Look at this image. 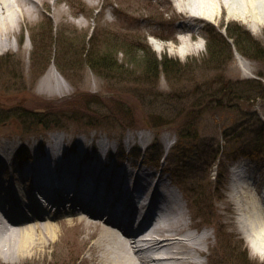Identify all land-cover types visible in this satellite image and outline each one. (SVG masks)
<instances>
[{"label":"rangeland","instance_id":"obj_1","mask_svg":"<svg viewBox=\"0 0 264 264\" xmlns=\"http://www.w3.org/2000/svg\"><path fill=\"white\" fill-rule=\"evenodd\" d=\"M109 1L110 5L107 0H47L38 15L20 17L15 12L12 31L7 39L2 37L0 49V110L17 107L49 115L58 126H30L25 132L15 118L0 124V146L10 147L8 160L0 159V182L21 176L34 151L53 145L51 133L66 137L64 156L70 161L77 141L85 139L89 159L84 163L100 158L128 170L136 166L156 175L161 172L168 189L184 204L187 200L201 210L207 232L217 229L220 220L226 222L231 238L217 237L216 247L199 258L202 264H264V256L253 253L245 238L240 215L225 217L221 207L237 184L251 186L262 180L264 23L256 25L218 8L214 19L189 23L195 34L187 48L179 39H187L189 33L176 31L182 21L171 17L177 11L174 2ZM57 8L64 17L54 15ZM228 29L246 36L251 58L228 40ZM217 34L224 41L215 40L214 46L228 59L209 57L206 42ZM172 35L175 38L168 40ZM142 48L156 61L158 76L142 72ZM86 51L96 57L111 53L109 70L101 75L89 68ZM163 61L168 78L162 72ZM47 72L53 82L42 92L40 79ZM248 80L258 83L255 89ZM164 120L172 123L160 124ZM102 141L109 147L105 158L99 156ZM56 158L61 161V156ZM236 165L240 171L235 175ZM63 206L60 216L68 219L69 210ZM48 213L55 214L53 209ZM68 237L71 242L66 240L62 252L47 246L23 258L4 254L0 264H91L86 232Z\"/></svg>","mask_w":264,"mask_h":264},{"label":"bare ground","instance_id":"obj_2","mask_svg":"<svg viewBox=\"0 0 264 264\" xmlns=\"http://www.w3.org/2000/svg\"><path fill=\"white\" fill-rule=\"evenodd\" d=\"M46 1L0 0V49L2 37L7 39L12 31L15 12L20 17L25 13L38 15L39 6ZM169 1L177 8L171 17L182 21L175 30L189 33L187 39H179L187 48L191 47L189 40L195 34L189 23L214 19L218 8L225 9L229 16L251 20L256 25L264 23V0ZM106 3L110 5L109 0ZM54 15L62 18L65 12L57 8ZM174 38L172 35L168 40ZM237 60L244 61L240 56ZM52 82V74L47 72L40 79V90L43 92ZM146 138L145 134L141 137L143 141ZM48 139L53 145L45 151L35 149L33 152L34 167L29 169L35 172L36 179L32 188L44 193L54 206H61L66 200L80 205L81 211L69 210L68 219L61 217L62 212L58 209L55 214L36 213L32 188L24 186L27 170H22V177L12 178V182L3 180L0 182V255L23 258L37 248L47 246L55 248L56 253L62 252L63 244L70 241L68 236L86 232L91 264H202L199 258L209 255L216 247L217 237L231 238L224 220L219 221L217 229L214 227L207 232L208 222L203 219L201 210H195L186 199L184 204L173 190L168 189L161 172L156 175L136 166L128 170L100 158L94 163H84L89 159V142L85 139L77 141V151L73 152L74 158L70 161L64 156L68 153L64 146L66 137L51 133ZM9 151V146H0V159L8 160ZM42 156H47L50 164L46 157L39 158ZM57 156H61L60 162ZM261 176L259 184H237L235 192L221 207L225 217L240 215V227L253 253L264 256V171ZM193 201L196 200L193 198ZM20 211H25V215ZM78 213L84 216H76ZM57 217L55 223L50 222ZM134 218L136 225L131 229ZM191 254L195 256L192 258Z\"/></svg>","mask_w":264,"mask_h":264},{"label":"trees","instance_id":"obj_3","mask_svg":"<svg viewBox=\"0 0 264 264\" xmlns=\"http://www.w3.org/2000/svg\"><path fill=\"white\" fill-rule=\"evenodd\" d=\"M243 34L239 31L236 32H231L229 29L227 30L226 33V37L228 38V40L234 45L236 46L238 52L244 56V57H249L251 58V55L247 54V48L245 47V41H244V36H242ZM217 36V37H216ZM210 41L206 42L207 44V48H208V54L209 57L213 58L214 60H219L222 58L228 59L230 58V56H226L224 55V52L219 51L220 49L217 48L216 46H214L215 43H217L215 40L218 41H224V38H222V36L220 35H212V37H209ZM226 42H228L226 40ZM256 47V43H252L251 46ZM250 49V48H249ZM138 51H140L142 53V60L145 61L146 63L144 64V69L142 72L146 73V72H150L151 74H153V76H158V72L156 71L157 67H156V61L154 60H149V52L146 48H142L139 49ZM254 51V50H252ZM249 53V52H248ZM85 55L84 59L86 61V64L88 65L89 68H91L92 70H94L95 72H101L100 74L102 75L103 72H107L109 70L108 66H109V62L108 59L110 58V55H102V57H96L93 56L92 53L90 51H86L85 53H83ZM254 54V53H253ZM253 58H258L256 57V55H253ZM152 63H154L152 65ZM161 68H162V72L165 75L166 78L169 77V72H167V62L163 61ZM151 70V71H150ZM246 83H248L249 85H251V89H255V85H258V83H256L255 80H248L246 81ZM14 119L18 121V123L21 125V127L23 128V130L25 132H28L30 129V126H43L44 129H49V127H53V126H58V124H56V120L53 118H50L49 115H40L38 113L35 112H31V111H25V110H21L20 108H11L9 110L6 111H2L0 110V124H4L5 122H7L10 119ZM49 119V120H48ZM47 120V121H46ZM172 123L170 120H164L163 123L160 124H170ZM159 126V125H158ZM185 137V136H184ZM182 138V136H180V139Z\"/></svg>","mask_w":264,"mask_h":264}]
</instances>
